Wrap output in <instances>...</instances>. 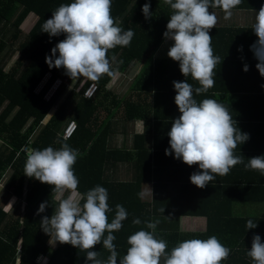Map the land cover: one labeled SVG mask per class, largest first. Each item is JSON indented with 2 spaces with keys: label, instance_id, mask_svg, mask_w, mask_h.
Here are the masks:
<instances>
[{
  "label": "trees",
  "instance_id": "16d2710c",
  "mask_svg": "<svg viewBox=\"0 0 264 264\" xmlns=\"http://www.w3.org/2000/svg\"><path fill=\"white\" fill-rule=\"evenodd\" d=\"M71 2L73 0H0V180L9 172L2 191L24 204L22 214L14 218L10 212L4 211L0 201V264H40L39 258L45 259V264H85L86 253L70 244L59 243L54 249L48 247L52 238L44 233L40 223L43 216L51 218L53 215L58 204L57 194L53 193V185L24 174L27 157L24 149L60 148L65 142L63 129L69 122L76 123L77 128L66 142L80 153L73 166L79 180L76 191L83 197L88 190L101 185L108 190V203L113 209L107 213L109 222L115 216L117 204L123 205L129 214L122 222L123 228L113 233L121 257L129 247L128 236L141 229L151 231L144 221L159 219L162 222L161 218H170L173 224V233H159L158 227L156 229L157 238L167 241L168 247H175L188 237L178 230V222L183 216L206 219V232L196 236L198 239L215 235L223 241L225 236H222L220 224L224 222H219L225 216L218 219L217 212L222 209L219 202L222 200L217 197V188L206 186L201 189L185 180L179 182L176 177L158 179L157 171L152 168L154 157L150 150L143 145L139 147L137 143L145 144V133L135 137L133 152L121 151L108 147L110 122L101 123L100 115L108 102L122 108L123 118L128 123L146 121L150 113L155 112L152 103L154 99L157 101V93L161 90L164 61L154 60V57L165 41L163 33L172 14L170 6L163 0H112L111 4V15L118 26L124 30L132 29L135 33L129 47L117 46L109 50L110 60L115 58L112 67L118 68L121 75L133 70L135 64H141V71L134 77L130 76L129 87L144 93L145 97L151 90L154 91L151 103L140 98L139 91L136 99L125 96L109 100L106 86L111 78L106 75L96 83L98 91L93 99L82 97L83 90L93 82H83L81 77L77 80L79 84L75 81L78 85L71 89L62 85L52 98L44 101L42 97L49 86L56 79L69 76L65 74V69H50L46 62L51 49L66 36L50 37L41 31V26L52 18V11L61 4ZM149 2L152 17L146 19L142 7ZM30 16L35 18V22L23 34L21 27ZM7 32L10 33L8 38ZM4 51H8L6 57L2 55ZM46 73L50 75L49 79L39 93H35ZM126 161L133 162L130 181L117 182L116 176L107 174V165L115 166ZM145 182L154 185L148 203L138 196ZM69 193L66 191L63 198ZM44 202L48 203V207L44 213L37 215L40 204ZM83 202L82 199L81 204ZM161 209H165L164 212ZM133 218H139L141 224L134 225ZM168 225L169 221H165L164 229ZM171 249L166 251L170 253ZM92 250L100 252L101 259L106 260L109 255L102 243Z\"/></svg>",
  "mask_w": 264,
  "mask_h": 264
},
{
  "label": "clouds",
  "instance_id": "9594fccd",
  "mask_svg": "<svg viewBox=\"0 0 264 264\" xmlns=\"http://www.w3.org/2000/svg\"><path fill=\"white\" fill-rule=\"evenodd\" d=\"M170 6L172 14L167 23L164 39L174 41L167 55L179 62L181 73L189 75L198 82L193 87L187 80L173 81L176 91L175 104L181 115L176 118L167 133L170 147L165 154L182 160L188 166L198 165L202 171H195L190 176L193 185L203 189L217 176L229 174L230 169L243 164L245 170L258 171L264 176V155L249 158L236 156L234 149L246 143L250 136L243 133L237 122L230 115L228 108L215 99L205 98L198 102L195 95L205 94L215 84L214 69L224 58L214 55L211 47L212 37L209 32L216 27L217 16L209 9L220 8L225 13L224 19L232 17L233 9L241 0H163ZM112 0H73L70 4H61L52 11V18L41 26V31L50 37L62 34L66 38L51 49L46 56L49 68L65 69L73 83L83 77V82H93L85 96L89 99L96 83L105 75L115 81L119 77L118 68L112 67L108 56L109 50L117 46L129 47L135 35L132 29L124 30L111 15ZM151 4L145 3L142 12L146 19H151ZM253 30L257 41L251 45V51L258 60L256 68L264 77V6L256 15ZM238 51H243L241 46ZM57 53L59 55L57 56ZM243 70L249 71L244 65ZM71 129H69V133ZM61 147L48 146L44 149H31L27 153L24 174L41 183L53 185L58 204L49 218L43 216L40 227L55 243L70 244L86 253L85 264H222L228 259L231 249L223 245L217 236L207 239H188L178 242L170 253L164 239H158L156 229L159 219L144 221L147 230H139L127 238L129 247L126 254L120 256L114 243L113 234L123 228V221L128 212L123 205L117 204L115 216L109 222L107 213L113 211L109 206L108 190L96 185L83 197L77 193L79 180L73 166L80 156L79 150L72 148L64 138ZM70 195L60 198L63 193ZM143 199L144 192L138 193ZM81 199L84 202L81 204ZM12 206L7 205L4 211ZM48 203H41L37 215L44 213ZM165 209H161L164 212ZM134 225H140L139 218H133ZM258 223L252 219L246 222V228L255 229ZM105 233L107 235L105 236ZM109 255L100 258V252L92 250L101 244ZM247 256L253 264H264V242L260 235H254L251 250ZM44 259V264H45Z\"/></svg>",
  "mask_w": 264,
  "mask_h": 264
},
{
  "label": "crops",
  "instance_id": "0c3cea01",
  "mask_svg": "<svg viewBox=\"0 0 264 264\" xmlns=\"http://www.w3.org/2000/svg\"><path fill=\"white\" fill-rule=\"evenodd\" d=\"M262 6H264V0H241V4L232 10V17L228 20L224 19L225 13L222 9H209L217 16L216 27L209 32L212 37L211 47L214 55L224 59L214 69V86L205 94H194L198 102L211 98L225 105L239 129L249 134L250 139L234 149V154L243 157L245 162L249 158L264 155V77L256 68L258 60L251 51V45L258 39L253 25L256 22L257 12ZM173 44L174 41L165 40L154 57V60L164 61L162 66L164 76L160 79L161 90L157 93V101L154 99L152 103L155 112L150 113L146 121L128 123L123 118L122 108H116L114 102H108L105 104L107 108L102 110L100 117L101 123L110 122L109 148L133 152L135 137L145 133V144L137 143L139 147L143 145L146 150H150V154L154 157L152 168L157 171L156 177L170 180L171 177H176L179 182L185 180L186 183H191V174L195 171H202L198 165L188 166L182 160H177L174 153L172 156L165 154V150L170 147V138L167 133L171 130L173 121L181 115L175 104L176 91L173 81L187 80L194 88L199 86L190 75L186 78L181 73L179 62L168 57L167 52ZM241 46H243L242 52L238 51ZM245 64L249 66L247 72L243 70ZM133 68L135 69L133 74L130 75L128 72L120 75L119 73L118 79L108 83L106 88L109 91L107 92L109 100L112 97L118 100L125 96L136 99L139 90L129 87L130 76L134 77L141 71L142 65L135 64ZM76 82L74 86L78 83ZM119 82H123L126 88L121 89L122 85H117ZM139 93L140 98H144V101L148 103H151L154 98L152 90L146 94V97L144 93L140 91ZM132 165V161L120 162L115 166L107 165L105 170L107 174L116 176L119 180L117 182L120 180L127 182L132 177ZM152 186L154 185L150 182L141 185L140 192L145 193L141 200L145 203L151 200ZM207 186L217 188V197L222 200L219 202L222 203L220 205L222 209L217 214L218 219L220 216H225L219 222H224L220 224V231L223 232L222 236H225V239L220 242L231 249L230 256L222 261V264H253L246 253L247 250H251L254 235H260L264 242V176H261L258 171L245 170L243 164H238L230 169L229 174L223 177L217 176ZM77 193L82 197L79 192ZM161 219L162 222L157 226L158 232L173 233L170 218ZM248 219L258 223V227L247 230ZM165 221H169L167 229L163 227ZM178 230L179 233L188 236L186 240L197 238L196 236L206 232V219L183 216L178 222ZM58 244L59 242H54L52 248L54 249ZM162 258L161 264H163Z\"/></svg>",
  "mask_w": 264,
  "mask_h": 264
},
{
  "label": "built area",
  "instance_id": "2783aa9c",
  "mask_svg": "<svg viewBox=\"0 0 264 264\" xmlns=\"http://www.w3.org/2000/svg\"><path fill=\"white\" fill-rule=\"evenodd\" d=\"M50 75L48 73H46L44 75V77L42 78L40 84L37 86V88L35 89V93H39V90L42 88V86L46 83V81L49 79ZM66 86L67 88L71 89L73 88V82L72 79L70 77H66L63 79H56L52 85L49 86V88L47 89V91L44 93L42 99L44 101H48L50 98H52V96L54 95V93L59 89L60 86ZM92 84H89L82 92V97L84 99H89L88 97L85 96V92H87L89 90V88L91 87ZM98 91V87L96 86L94 89H92V95L90 99H93ZM77 125L74 122H69L66 127L63 129V134H62V138L64 139L65 137H67V139H70L74 132L76 131ZM69 129H71V132L69 133ZM26 150V153H28L29 148L24 149ZM44 259L39 258L38 259V263L40 261H42Z\"/></svg>",
  "mask_w": 264,
  "mask_h": 264
},
{
  "label": "rangeland",
  "instance_id": "374dc122",
  "mask_svg": "<svg viewBox=\"0 0 264 264\" xmlns=\"http://www.w3.org/2000/svg\"><path fill=\"white\" fill-rule=\"evenodd\" d=\"M34 22H35V18H34L33 16H30V17L25 21V23L22 25V27H21V31H22V33H23V34L27 33V31H28L29 28L34 24ZM9 36H10V33L7 32V37H6V38H8ZM20 41H21V40H20ZM6 53H8V51H4V53H3L2 55H4V57H6V55H5ZM133 70H135V69L133 68ZM133 70L129 71L130 75L134 73ZM81 79H82V78H81ZM81 79H80V80H81ZM74 84H75V83H73V85H74ZM125 84H127L126 81H125ZM125 84H124V85H125ZM117 85H122V86H121V89H125V88H126V87L123 85V82H119V83H117ZM77 88H78V87H77ZM102 117H104V115H103ZM8 173H9V172H6V173L3 175L2 179L0 180V183H1V182H2V183L4 182L3 180H5V176L8 175ZM2 183L0 184V201H1L2 205H3V209H4L7 205L11 204L12 206H10V207L8 208V211H7V212H10L11 215L14 216V218H18V216L22 214V209H23L24 204H22V201L17 200L15 197H11L10 195L4 193V191H2ZM70 194H71V193H70ZM63 196H64V193L61 195L60 198H63ZM56 200H57V199H56ZM57 201H58V200H57ZM51 240H52V239H50L49 242H48V247H52V246L54 245V242H55V241L53 240L52 243H51ZM39 263H40V264H44V260L40 261Z\"/></svg>",
  "mask_w": 264,
  "mask_h": 264
}]
</instances>
